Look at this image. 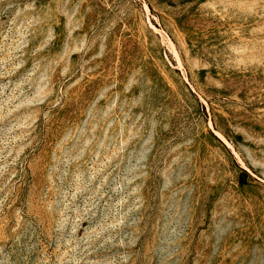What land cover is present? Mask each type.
<instances>
[{
    "label": "rangeland",
    "instance_id": "374dc122",
    "mask_svg": "<svg viewBox=\"0 0 264 264\" xmlns=\"http://www.w3.org/2000/svg\"><path fill=\"white\" fill-rule=\"evenodd\" d=\"M0 264H264V0H0Z\"/></svg>",
    "mask_w": 264,
    "mask_h": 264
}]
</instances>
